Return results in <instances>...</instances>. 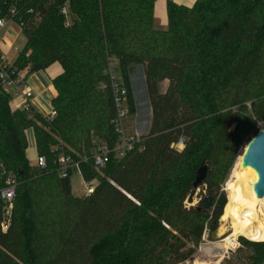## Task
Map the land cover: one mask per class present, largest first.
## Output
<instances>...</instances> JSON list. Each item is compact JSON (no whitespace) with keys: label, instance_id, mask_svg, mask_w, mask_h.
<instances>
[{"label":"trees","instance_id":"trees-1","mask_svg":"<svg viewBox=\"0 0 264 264\" xmlns=\"http://www.w3.org/2000/svg\"><path fill=\"white\" fill-rule=\"evenodd\" d=\"M156 1L20 4L14 20L27 42L13 66L33 74L58 63L63 73L53 81L51 122L13 111L0 83V161L23 172L6 233L0 202V264H184L218 230L227 205L222 185L256 122H264V0H198L190 8L170 1L166 31L154 28ZM10 7L0 0V20ZM108 58L128 91L130 113L129 70L145 67L153 117L132 151L120 160L112 155L97 171L93 140L110 149L120 141ZM30 129L47 159L43 173L26 157ZM60 145L80 162L84 181H98L92 195L75 197L71 176L59 178L53 148ZM202 166L208 174L196 189ZM198 190L212 196L210 211L202 195L185 206ZM239 240L250 252L239 251V264H264V242Z\"/></svg>","mask_w":264,"mask_h":264},{"label":"built area","instance_id":"built-area-1","mask_svg":"<svg viewBox=\"0 0 264 264\" xmlns=\"http://www.w3.org/2000/svg\"><path fill=\"white\" fill-rule=\"evenodd\" d=\"M4 1H8L11 4V7L9 16L0 20V26H4L9 21H15L14 17L17 16L20 4L24 0ZM61 14L65 16L67 20L66 25L69 26L70 21L67 6H64L61 9ZM106 76L109 81L116 108V117L112 123L115 126L117 133L120 135V141L114 149H110L106 144L101 143L98 140H93L92 144L94 145V152L91 161L93 168L97 171H100L107 166L112 155L119 160L123 159L128 152L132 151L136 147V144L140 142L141 138L137 135H125L123 119L126 117V115H128V113H130L127 104L128 91L120 80L117 72L116 62L112 58H108ZM0 83L2 89L6 93L11 95V93L15 92L21 97V103L17 105L13 111H21L28 116H32L34 114L42 115L49 122L53 121L57 116L56 110L54 108L48 114H43L39 111V109H37L34 104L35 94L27 83L26 75L23 71H18L13 65L9 64L1 53ZM180 146H183L182 142L179 143L178 147ZM53 151L57 153L55 156V164L59 178H69L74 169H78L80 172V162H76L71 156L66 155L63 151L62 145H60V147H54ZM84 161H88V158L85 157ZM32 165L38 172L43 173L47 170V159L44 156L37 155L34 164L32 163ZM19 177L20 175L8 170L7 167L0 161V202L4 207L1 230L4 233H6L10 228L14 202L18 190L22 184ZM84 184L86 191L85 196H90L94 193L96 187L98 186V181H84ZM187 205L188 201L185 202V206L190 208V206Z\"/></svg>","mask_w":264,"mask_h":264},{"label":"crops","instance_id":"crops-1","mask_svg":"<svg viewBox=\"0 0 264 264\" xmlns=\"http://www.w3.org/2000/svg\"><path fill=\"white\" fill-rule=\"evenodd\" d=\"M174 2L179 6L193 7L198 0H157L154 6L153 23L157 31H166L169 25L168 19V2ZM27 39L23 34L21 26L15 21H9L4 26H0V53L4 59L11 65H14L18 55L26 45ZM142 66L141 70L145 77V67L143 65L132 66L129 70L132 92L136 107V90L134 86L133 70ZM26 75V80L29 87L35 94V106L43 114H48L53 109V100L58 96L57 90L53 84L56 77L63 73V68L56 63L45 71L28 74V70H22ZM169 82L164 81L160 85L161 93H165ZM11 109L14 110L17 105L21 103V97L17 93H11ZM151 128V127H150ZM150 131V130H149ZM149 133V132H148ZM145 136L147 134H139L136 131L129 134V136ZM28 147L26 150V157L31 163L30 159L35 161L38 155L35 134L32 129L26 132ZM32 164V163H31ZM34 164V162H33ZM82 177V176H81ZM83 180V178H82ZM84 183V180H83ZM73 193V191H72ZM74 195V194H73ZM75 196V195H74ZM85 196V195H84ZM77 197V196H75Z\"/></svg>","mask_w":264,"mask_h":264},{"label":"rangeland","instance_id":"rangeland-1","mask_svg":"<svg viewBox=\"0 0 264 264\" xmlns=\"http://www.w3.org/2000/svg\"><path fill=\"white\" fill-rule=\"evenodd\" d=\"M142 66H139L138 68H135L133 70V78H134V86L136 90V112L135 113H128L126 117L123 119V125H124V130H125V135L129 136V134L133 132H137L139 134H148L151 124H152V109H151V104L149 100V95L147 92V85H146V80L145 77L142 73ZM126 107V106H125ZM264 129V122H256L255 129L248 134L246 139L244 140L241 148L239 149V152L237 154V157L235 159L233 167L230 169L229 174L225 178V181L222 185V190L226 194V200L227 204L232 198V193H233V187L235 182L239 178V173H238V164L240 163L242 156L245 153V150L248 146V143L255 137V135L260 132L261 130ZM178 150H182L184 147L180 146L177 147ZM31 163L34 162V159H30ZM71 185H72V191L73 194L77 197H82L85 195V184L83 183L81 174L78 169H74L72 171L71 175ZM201 190H198L192 197V202L188 201V205L190 207L196 206L199 201L201 200V197L206 196V192H202ZM202 195V196H201ZM190 204V205H189ZM227 206V205H226ZM261 209L264 211V201L260 205ZM225 211V209H224ZM224 214V213H223ZM232 230L230 228L229 224H219L218 230H217V238L213 239L209 237V234L207 233L204 236V239L202 243L200 244L199 248L197 249L194 257L184 263V264H239L240 256L243 254V252L239 251H244V253H250L249 251L246 250H241L242 249V243L238 239L237 245L235 249L230 250L220 261L217 258H212L210 255L202 252V248L204 246H208L211 244L219 243L226 238H228L232 234ZM245 238V237H243ZM247 239V238H245ZM248 240V239H247ZM250 241V240H249ZM264 242V241H262ZM219 262V263H218Z\"/></svg>","mask_w":264,"mask_h":264},{"label":"bare ground","instance_id":"bare-ground-1","mask_svg":"<svg viewBox=\"0 0 264 264\" xmlns=\"http://www.w3.org/2000/svg\"><path fill=\"white\" fill-rule=\"evenodd\" d=\"M238 173L240 176L234 184L232 198L221 217L222 224H229L233 232L225 240L202 248V252L219 261L235 249L239 237L254 242L264 241V211L260 207L264 198H257L253 189L257 175L244 166L243 156L238 164Z\"/></svg>","mask_w":264,"mask_h":264},{"label":"water","instance_id":"water-1","mask_svg":"<svg viewBox=\"0 0 264 264\" xmlns=\"http://www.w3.org/2000/svg\"><path fill=\"white\" fill-rule=\"evenodd\" d=\"M243 164L245 167L252 169L257 175V182L253 184L254 192L258 199L264 198V129L258 132L255 137L249 142L245 153L243 155ZM208 174V168L202 166L196 176L194 187L199 188L204 183ZM18 175H23V172H18ZM205 210L212 209V196H205L204 198ZM219 224H222L221 218ZM217 231L213 233L212 238L216 239ZM242 237H239V239Z\"/></svg>","mask_w":264,"mask_h":264}]
</instances>
